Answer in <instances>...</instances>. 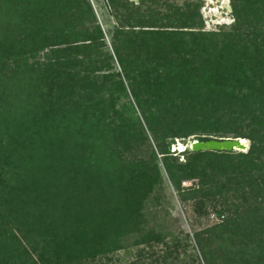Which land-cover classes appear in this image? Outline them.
<instances>
[{
	"label": "trees",
	"instance_id": "16d2710c",
	"mask_svg": "<svg viewBox=\"0 0 264 264\" xmlns=\"http://www.w3.org/2000/svg\"><path fill=\"white\" fill-rule=\"evenodd\" d=\"M107 1L121 71L89 0H0V264H201L188 233L147 226L162 170L193 213H228L193 233L204 264H264V0H230L219 31L198 2L142 21Z\"/></svg>",
	"mask_w": 264,
	"mask_h": 264
},
{
	"label": "rangeland",
	"instance_id": "374dc122",
	"mask_svg": "<svg viewBox=\"0 0 264 264\" xmlns=\"http://www.w3.org/2000/svg\"><path fill=\"white\" fill-rule=\"evenodd\" d=\"M89 1L92 6L93 12L97 17V21L105 31L107 42L105 50L107 51V53L112 54L116 69L118 71H121L118 63L116 62V59L114 58L112 47L110 46V31L117 22L122 20V17L117 16L116 12H114V9L110 7L107 0ZM130 1H133L135 5L139 6V11L137 12V14L142 19V21L149 20L148 17H150V15L148 12L150 11L162 15L163 13H170L173 10L172 7L175 6L178 7L179 11H186V13H188V11L192 12L193 4L197 2L199 4L200 18L204 22V25L202 27L203 30H228L230 29L231 23L234 21L231 15L232 8L230 0H145L144 2L142 0ZM217 3L221 4V7L226 8L224 9V12L222 8L219 9L220 5ZM127 9H130V7H128ZM119 10L123 11L121 8H119ZM130 13H133V11H131ZM35 59H37V57H29L28 61L32 62ZM120 75L122 77V73H120ZM124 84L126 85L127 82L125 81ZM133 100L134 99L130 94V91L127 90V95L120 98L119 104L117 106L119 107L124 103H128V101L134 104ZM193 138H195V135L189 136L187 139L190 140ZM246 140L247 145L249 146L250 142L248 139ZM179 141L180 139H177V145L171 146V151H173L174 149L177 150V147L179 149L177 151H181L185 147L183 144L179 143ZM146 144H149L151 148H154V143L151 139H149ZM142 148L145 149L146 147L143 145ZM178 159L183 160L185 159V156L182 154H178ZM160 167H162L161 164ZM190 183L191 181H185L183 185H189ZM162 185L163 191L162 189H158L155 192L156 194L160 195L159 200H155L153 197H150L145 202L144 213L147 220V226L154 227L155 229H161L165 233H168V236H176L179 239H182V242L184 241L183 234H185V232L188 233L189 246L187 245L188 247L185 250V254L183 252L181 253V257H184L185 261H189V258H187V256L191 255L194 252L199 255V261L201 262V264H204L197 249L193 233L197 230L221 223L228 216V213L226 212L222 216L216 217L213 213L212 208L208 209L207 216H200L193 213L190 202H181L179 200L175 190L171 185L170 180L168 179L167 174L163 170ZM216 207L218 208L219 205H217ZM128 239H130L129 241L132 240L131 237ZM192 246L194 248H192ZM118 253L122 256L120 258L121 260L117 262L114 261V263L129 264V260L133 256L124 255L122 250H120V252ZM205 256L206 255H204V257Z\"/></svg>",
	"mask_w": 264,
	"mask_h": 264
},
{
	"label": "water",
	"instance_id": "95a60500",
	"mask_svg": "<svg viewBox=\"0 0 264 264\" xmlns=\"http://www.w3.org/2000/svg\"><path fill=\"white\" fill-rule=\"evenodd\" d=\"M186 148L192 151L215 150V151H232L247 149L240 138H210L207 140L190 139L187 141ZM177 150L178 147H177Z\"/></svg>",
	"mask_w": 264,
	"mask_h": 264
},
{
	"label": "crops",
	"instance_id": "0c3cea01",
	"mask_svg": "<svg viewBox=\"0 0 264 264\" xmlns=\"http://www.w3.org/2000/svg\"><path fill=\"white\" fill-rule=\"evenodd\" d=\"M217 4H219V3H217ZM220 5V6H219ZM218 6H219V9H221L222 8V10H223V12H224V9H226L225 7H221V4H219Z\"/></svg>",
	"mask_w": 264,
	"mask_h": 264
},
{
	"label": "bare ground",
	"instance_id": "6f19581e",
	"mask_svg": "<svg viewBox=\"0 0 264 264\" xmlns=\"http://www.w3.org/2000/svg\"><path fill=\"white\" fill-rule=\"evenodd\" d=\"M183 150V149H182Z\"/></svg>",
	"mask_w": 264,
	"mask_h": 264
}]
</instances>
